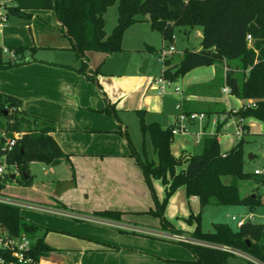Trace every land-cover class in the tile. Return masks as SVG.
I'll list each match as a JSON object with an SVG mask.
<instances>
[{
  "label": "rangeland",
  "instance_id": "1",
  "mask_svg": "<svg viewBox=\"0 0 264 264\" xmlns=\"http://www.w3.org/2000/svg\"><path fill=\"white\" fill-rule=\"evenodd\" d=\"M3 2L6 5L12 4V0H3ZM41 10L44 9L35 10L31 29L24 21L12 15L8 17V23L0 25V60L8 61L15 57L13 48L16 46H35V53L40 54L41 57L52 52L53 57L68 61L79 68L82 67L84 61L74 50L72 40L68 36H63L64 33L53 21L46 20L41 15ZM105 16L106 29L111 33L118 21L117 4L110 6ZM5 25L10 27L4 31L3 26ZM202 37L201 27L193 28L189 25L176 26L174 39L171 41H164L161 32L152 28L149 21L144 20L129 26L124 32L122 51L112 54L101 64L104 75L116 78L121 74L122 79L131 86L129 99L125 100L123 104L115 106L118 109V119L113 113L103 110L107 105L94 110L95 122L102 128L99 135L107 137L106 141L110 144L109 150L103 155L102 160L97 164L87 166V163L81 160L80 155L75 157L71 155L70 161L65 160L59 165H52L45 160L35 158L30 165L31 182L26 184L20 173L14 180L7 179L5 174L0 177V184H2V186L0 185V194L28 200L38 205L62 208L64 211L74 213L75 216H62L37 209L23 210V215L27 220L39 221L45 227L58 226L61 230L59 232L51 229L48 234L51 232L59 236H73L74 233L82 235L83 238L99 239L106 243L105 247L108 249L98 251L99 256H133L146 252L154 254L161 252L193 253L187 244L153 236L146 232L147 228H144V231L137 229L141 226L148 227V230H155L154 225L160 226V221H162L160 206L166 198V189L159 179H151L150 182L147 180L133 154L132 145L125 139V132L127 130L133 145L144 157V142L139 116L141 112H143L146 122L156 120L165 127L176 125L178 118H181L186 129L175 133L172 152L175 155H180L184 151L194 154L203 152L204 138L216 134L217 116L197 112L199 117L196 120H191L190 114L183 113L180 104L184 98V92L190 87L215 79L217 67L219 72L214 87L219 88L226 75L225 67L222 69L213 64L193 68L178 79L171 80L167 93L163 95L159 94L154 83L151 85V81H156L162 75L165 58L171 56L178 58L185 49H201ZM60 41L66 42L64 50L60 48ZM150 46L154 49H150ZM170 46L175 48L173 53L169 52ZM31 52L30 50L26 51V57L31 56ZM89 52L92 64L97 61L102 62L103 54L101 52ZM147 59L149 62L146 72L141 73L140 69ZM236 64L237 61L233 60L232 65L236 66ZM0 70L7 72L5 74L12 72L8 71L9 69L0 68ZM236 72L240 74L243 71L238 68ZM178 87L179 91L176 90ZM223 98L228 107L235 108V110L242 104V99L230 92L225 93ZM244 102L246 104L247 101ZM220 116L222 117V115ZM234 116L232 113L228 124L223 126L224 128L219 134L222 151H229L240 138L233 125ZM237 122L239 123L238 119ZM244 123L248 124L250 129V134L246 135L247 142L244 145V167L248 172L264 171V121L250 115L243 120ZM228 125L230 127L233 125V127L230 128ZM13 135L14 133L10 131L5 133L6 138ZM146 147L151 154L153 146L149 139L146 142ZM251 156L254 157L251 158ZM2 159L0 157V160ZM227 179L231 180V177L228 176ZM227 179L225 180L228 181ZM52 180H57V185H54ZM68 181L75 182L70 188L66 187L63 193L64 197L68 199L67 201H70L69 206L59 208L57 204L45 202V197L47 198V194L51 190L54 192L56 189L62 190ZM256 186L255 181H247L241 184V191L246 195L256 190ZM260 190L264 193L263 185ZM185 192V189L182 191L177 189L168 199L164 211L167 207L169 210L175 208V212L181 215V218L177 216L173 218L176 225L192 229L198 221L194 218L191 221L189 218L197 202L188 201ZM181 206L187 210L186 214H179ZM107 211L117 213L115 216L101 214ZM197 212L195 211L196 214ZM232 215L247 217L253 222H264V205L255 209H250L246 205L223 207L209 205L202 209L199 224L204 231L212 230L214 223L219 222L237 229L236 222L231 218ZM128 220H137L140 225L129 226ZM53 237L50 238L53 239ZM92 254L93 252H91L90 260ZM235 255H230L228 264H248L243 263L244 261H237L242 258ZM235 258L237 260H234ZM79 260L83 263V257L82 259L79 257Z\"/></svg>",
  "mask_w": 264,
  "mask_h": 264
},
{
  "label": "trees",
  "instance_id": "2",
  "mask_svg": "<svg viewBox=\"0 0 264 264\" xmlns=\"http://www.w3.org/2000/svg\"><path fill=\"white\" fill-rule=\"evenodd\" d=\"M114 4L118 6V21L109 33L105 15ZM37 9L54 12L66 36L72 40L77 55L84 61L79 68L81 72L88 67V51L110 56L122 51L124 32L134 23L149 21L152 28L161 32L164 41L174 39L176 26L201 27L202 48L185 49L178 58H165L162 74L174 81L199 66L215 64L227 68L224 85L229 87L231 94L247 101L232 111L244 130L237 143L223 152L218 139L222 126L218 125L215 135L204 138L202 153L176 156L172 152L175 126L164 127L158 121L146 122L143 112L139 116L144 157L133 145L127 131L125 138L132 145L133 154L147 180L159 179L166 188V198L160 206V218L165 228L168 225L163 217L166 203L182 186L188 196L199 199L202 209L209 205H246L250 209L264 205V193L260 190L261 185L264 186V173L248 172L244 167V145L250 130L247 124H243L250 115L264 121V0H12L7 7V16L19 17L30 25ZM248 34L254 39L253 47L248 46ZM35 49V46L14 47L18 58L0 60V68L10 69L26 63L23 55ZM150 49L154 47L150 46ZM233 60L237 61L236 66L232 65ZM238 68L243 72L238 74ZM21 106L18 96L0 91V156L6 143L2 133H20L16 145L6 152V161L9 165L17 164L22 180L29 184L32 180L30 165L35 158L59 165L65 160L70 161V155L52 135L56 126L49 120L29 114ZM180 107L184 114L194 113L184 108L183 101ZM103 110L118 118L115 106L107 105ZM148 139L153 146L151 154L146 147ZM5 176L11 179L10 174ZM228 176L231 180L227 179ZM251 180L257 183V189L244 195L241 184ZM116 213L107 211L101 214L115 216ZM200 216L201 212L191 214L189 218L198 221L193 237L241 249L264 262V222L248 219L237 229L219 222L214 223L212 230L204 231L199 224ZM0 223L12 235H26L31 240L26 256L32 261L27 264H39L53 250L46 242L49 229L27 220L19 206L0 202ZM174 231L182 233L181 230ZM187 246L197 257L192 261L195 264H224L232 254L207 246ZM7 258L12 260L10 255Z\"/></svg>",
  "mask_w": 264,
  "mask_h": 264
},
{
  "label": "crops",
  "instance_id": "3",
  "mask_svg": "<svg viewBox=\"0 0 264 264\" xmlns=\"http://www.w3.org/2000/svg\"><path fill=\"white\" fill-rule=\"evenodd\" d=\"M41 11V15L45 17L46 20H49V22L50 20L53 21V23L58 26L60 31L64 33L63 36H66L65 30L61 27L54 12L49 9H44ZM17 18L21 21H24L19 17ZM32 21L33 19L31 20L30 25L24 21L30 29ZM8 22L9 21H7V23ZM3 27L5 31V29H8L10 26L5 25ZM65 44V41L59 44L62 50H64ZM35 52L36 51L31 52V56L29 57H26L24 54V60H27V62L10 68L8 71L12 72L9 74H5L7 72L0 70V91L18 96L22 101L21 108L23 110H26L31 115H36L52 122L56 126V130L52 132L53 137L61 146L63 151L69 154L70 157L71 155L74 157L80 155L82 158L81 160L87 163V166L99 163L102 160L103 155H105L109 150L108 147L110 144L108 141H106L108 139L107 137L104 138V135H99L102 128L99 127V125L95 122L94 110L105 105L116 106L123 104L125 100H128L130 97L131 86L122 79L121 74L117 75L116 78H114V76L109 77L108 75H104L103 71L101 70V64L104 63L107 58L111 57L104 52H101L103 54L102 62L97 61L95 64H92V61L89 57L91 53L88 51L86 53L88 67L84 72L79 71L78 66L72 65L68 63V61L53 57L54 55L51 54L52 52H48L47 55L45 54L42 57L40 54ZM17 58L18 57L15 55V57L10 58V60H15ZM98 62L101 63L99 64ZM218 72L219 68L217 67L215 79L205 82L201 85L197 84L190 87L184 92V98L182 100L184 102V108L187 111L194 113L205 112L208 115L215 114L217 116L216 130L218 125H221L222 128H224L223 126L228 124L229 118L232 116V111L235 110V108H229L228 104L223 101L225 94L223 92V88L225 86V76L223 77V84H221L219 88L214 87L217 81ZM160 97L162 98V96ZM244 103L245 102L242 100L240 107ZM220 115H222V117ZM236 123L237 118L235 117L233 124L234 128ZM233 125L231 127H233ZM228 127H230V125H228ZM13 133L15 134V132ZM187 153L194 154L187 151H184L181 154ZM253 157L254 156L251 158ZM56 181L57 180H52L51 182L55 185ZM66 183L67 184L65 187H63V189L60 191L57 189L55 192L51 190V192L47 194V198L45 197V202H49L50 204L54 205L57 204L59 208L69 206L70 201H67L68 199L64 197L63 193L66 187L70 188L73 184H75V182L71 183L68 181ZM178 189H181V191L182 189H185L186 191L184 186ZM185 193L188 201L191 200L197 202V205L193 208L191 214L196 215L195 211H198L197 214L199 211L201 212L202 208L199 199L195 196L190 197L188 196L187 192ZM48 197H50V199H48ZM55 209L62 210V208ZM23 210H25V208L22 209V214ZM186 213L187 210L181 206L179 214ZM54 214L60 215L57 213ZM164 214L165 216L163 217L168 221L167 228L164 227L163 221H160V226L154 225V229L156 231L166 232L174 231L176 229L181 230L183 234L192 236L196 226L192 229H186L180 225H176V223L173 221V218L175 216L181 218V215H178L175 212V208L169 210L167 207ZM128 221L129 222L127 224H129V226L140 225L139 221L137 220ZM156 221H158V219H156ZM34 222L45 227L39 221ZM45 228H48L49 230L55 229L59 232L61 231L58 226H47ZM140 228L148 229V227L141 226ZM51 236H54L53 239L50 238ZM46 242L52 247L53 250L48 256L41 259L40 264H195L192 263V261L197 259L194 253L186 252L176 254H170L166 252L154 254L146 252L133 256H99L98 251H104L105 249H108L105 247L106 243L101 242L99 239L95 240L89 237L83 238L82 235L74 233L73 236H59L50 232L46 235ZM66 246H68V248H66ZM91 252H93V256H91L90 260ZM235 256H238L242 259L237 260L235 258L234 260L242 262L244 261L243 263L248 264H256L253 258L241 255ZM79 257L81 259L83 257V263H81ZM229 259L230 256L224 264H228Z\"/></svg>",
  "mask_w": 264,
  "mask_h": 264
},
{
  "label": "built area",
  "instance_id": "4",
  "mask_svg": "<svg viewBox=\"0 0 264 264\" xmlns=\"http://www.w3.org/2000/svg\"><path fill=\"white\" fill-rule=\"evenodd\" d=\"M7 7L8 5H6L5 2H3V0H0V24H4L8 21L7 12H5L7 11ZM247 41H248V46L253 47L254 39L251 34L247 35ZM174 51H175L174 46H170L169 52L173 53ZM225 69L227 71V68ZM152 84L155 85L159 94L163 95L167 93V88L169 84H171V80L166 78L162 74L160 75V78L157 79L156 81H153ZM176 90L179 91L180 90L179 87ZM223 92L229 93L230 92L229 87L224 86ZM249 103L253 104L252 101H250ZM189 117L191 120H194V119H197L199 116L197 113H191ZM174 126H175L173 130L174 133L178 131L182 132L186 129V126L182 124L181 118H178V123ZM235 128H236V133L241 137V135L244 132L242 125L238 124L237 122ZM2 134L5 137V132H3ZM19 136H20V133L15 132V134L12 137L10 138L5 137L6 143L2 148L4 152H3V155L0 156L3 158L2 160H0V177L4 176L5 174H11V173L18 174L19 173L17 164L9 165L6 161L7 160L6 152L12 150V148L16 145V141ZM255 173L263 174L264 171L256 170ZM0 202L16 205L22 209L24 208L25 209H40V210L50 212V213H57L60 215H67V216H75V214L67 212V211L57 210L52 207L33 204L29 201L10 197L4 194H0ZM231 218L234 222H236L238 228L241 227L242 224L248 220L247 217H243V216L241 217L238 215H232ZM137 229H141L142 231H144V228L138 227ZM146 232L150 233L153 236H157V237L171 240L174 242L207 246V247L224 250L232 254L247 256L249 258H253L256 264H264V262H261L257 258L252 257L249 253L241 249L223 245V244L201 240L193 236H188L186 234L179 233L176 231H166V232L162 231L161 232V231L147 229ZM30 246H31V240L26 235H22V236L12 235L7 230V228L0 223V264H27L31 262L32 261L31 258H28L26 256V252L30 249ZM7 255H10L12 257V260L9 261V259L7 258Z\"/></svg>",
  "mask_w": 264,
  "mask_h": 264
},
{
  "label": "water",
  "instance_id": "5",
  "mask_svg": "<svg viewBox=\"0 0 264 264\" xmlns=\"http://www.w3.org/2000/svg\"><path fill=\"white\" fill-rule=\"evenodd\" d=\"M148 62H149V59H147V60H145V62H144V64H143V66H142V68L140 69V72L141 73H145L146 72V69H147V66H148ZM252 157V156H251ZM16 177H17V174L16 173H11L10 174V178L11 179H16Z\"/></svg>",
  "mask_w": 264,
  "mask_h": 264
}]
</instances>
